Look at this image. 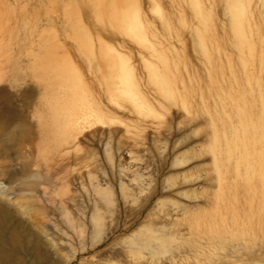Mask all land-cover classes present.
Returning <instances> with one entry per match:
<instances>
[{"label": "rangeland", "instance_id": "obj_1", "mask_svg": "<svg viewBox=\"0 0 264 264\" xmlns=\"http://www.w3.org/2000/svg\"><path fill=\"white\" fill-rule=\"evenodd\" d=\"M96 91L114 121L69 125ZM22 166L9 264H264V0H0L13 199Z\"/></svg>", "mask_w": 264, "mask_h": 264}, {"label": "bare ground", "instance_id": "obj_2", "mask_svg": "<svg viewBox=\"0 0 264 264\" xmlns=\"http://www.w3.org/2000/svg\"><path fill=\"white\" fill-rule=\"evenodd\" d=\"M246 17H247V14H246ZM219 43H220V41H219ZM221 44H222V42H221ZM100 48H101V46H100ZM112 53L115 54V56L119 57L120 59H122V57H123L122 56L123 54H122V52L120 50L113 49ZM109 57H110V55H109ZM104 60H106V59H104ZM112 89H113V87H112ZM116 89L114 88V90H116ZM90 97L91 98L88 100V102L85 100L86 103H79V102H77L75 100L72 101L73 109L70 110L71 111L70 114H69L70 118H69V121H68L69 125L73 126L74 128H85V127L94 128V127H97L99 125H105L106 123L108 124V122L114 121L115 116L117 115L116 114L117 113V109L116 108H120V107L123 106V105H120L118 102L114 101L111 98L106 99V97H107L106 93L103 92V91L93 92L92 96H90ZM142 101H145V100L142 99ZM127 108L130 110V106L127 107ZM144 114H145V112H144ZM14 118H16V113L11 112L9 114V116L7 118H5V120L2 121V124H3L4 128H6L7 124L11 120H13ZM113 124H114V122H113ZM18 176L21 177L20 184H19L18 189H17V192H19V197L13 199L12 197H10V195H12V193H10L11 191L10 192L8 191L10 189L7 188L6 190H4V187H2V188L0 187V199H1L0 200V264H9V261L12 262L11 259H9L10 254H8V252L11 251L8 248V240H9V238L12 240V242L14 241L16 243V246L18 247V250H20L22 248L26 252V251H28L30 249L29 246L26 245V243H25L26 241L23 242L22 241L23 238L22 239L20 238V234H19L20 229L17 228V227L18 226L20 227L19 224L24 222V220L22 218L25 217L24 219H26V216L29 213L28 212L29 211L28 210L29 205L27 203H26L27 206L24 204V201L26 200L27 197H24L23 194H24L25 190L26 191L30 190L32 185L35 184V182L37 180V177H36L35 174H29L28 170H27V168L25 166H22L20 170H17L15 172H12V173L9 174V177L12 180H14ZM13 193H16V192L14 191ZM14 195H16V194H14ZM22 197H24V199H22ZM20 216H21V218H20L21 220L17 221L18 217H20ZM40 225H41L40 222L36 224V228L39 227L38 228L39 230H38V234L36 233L37 234V238L35 240V248L34 249H37V250H39V252H42L44 249L42 250V245L40 244L41 243L40 238H41V235L43 236L44 234H46V232L44 230V227H42L43 225L42 226H40ZM51 244L55 248V245H54L55 243H51ZM10 245H12V244H10ZM14 246H15V244H13L12 247H14ZM27 247L29 249H27ZM31 249H33V247ZM56 249H58L57 246H56ZM30 250H29V252L31 253ZM44 255L48 256L46 253H44ZM13 264H14V262H13Z\"/></svg>", "mask_w": 264, "mask_h": 264}]
</instances>
